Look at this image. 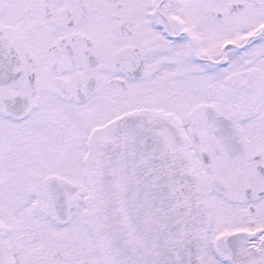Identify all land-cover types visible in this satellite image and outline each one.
<instances>
[{"label": "snow or ice", "instance_id": "6c2138e0", "mask_svg": "<svg viewBox=\"0 0 264 264\" xmlns=\"http://www.w3.org/2000/svg\"><path fill=\"white\" fill-rule=\"evenodd\" d=\"M0 264H264V0H0Z\"/></svg>", "mask_w": 264, "mask_h": 264}]
</instances>
